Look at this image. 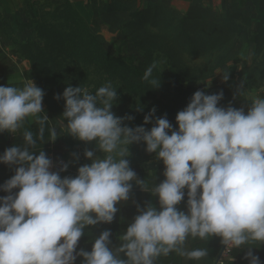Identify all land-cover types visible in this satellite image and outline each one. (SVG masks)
<instances>
[{"label":"clouds","instance_id":"clouds-1","mask_svg":"<svg viewBox=\"0 0 264 264\" xmlns=\"http://www.w3.org/2000/svg\"><path fill=\"white\" fill-rule=\"evenodd\" d=\"M155 68V63L149 66L143 79L157 87ZM43 97V90L29 80L23 87L0 86V133L20 132L24 141L0 154V164L15 167V174L0 185L8 193L0 197V264H75L78 257L81 264H156L172 253L199 261L208 256L207 249H189L186 242L213 236L231 249L247 246L244 259L261 264L252 248L264 243V98L253 100L245 114L242 108L218 107L222 91H196L176 115L178 130L166 116L146 130L124 125L134 117L111 111L117 99L111 82L95 94L68 86L62 97H55L65 101L64 127L80 141H94L104 155L94 158L86 150L91 163L80 166L75 177L61 178L68 164L51 171L46 153L35 154L46 125L49 141L58 136L56 126L41 115ZM155 111L144 117V124ZM28 117H38L35 137L24 128ZM141 142L165 166V179L151 188L126 159L129 145ZM132 181L158 197L159 210L150 203L137 205L138 215L119 236L118 247H110L111 232L105 230L91 251H77L86 227L113 222L116 205L129 199ZM185 188L187 212L177 207Z\"/></svg>","mask_w":264,"mask_h":264},{"label":"rangeland","instance_id":"rangeland-1","mask_svg":"<svg viewBox=\"0 0 264 264\" xmlns=\"http://www.w3.org/2000/svg\"><path fill=\"white\" fill-rule=\"evenodd\" d=\"M9 1L13 9L8 8ZM9 1L0 0V36L4 39L0 49L15 66L0 86L29 80L43 90L41 115L51 116L63 129L70 165L90 164L84 156L86 150L93 151L94 158L104 154L94 141L83 142L68 134V121L62 118L65 101L55 98L62 97L68 86L95 94L111 82L117 91L111 111L117 117H134L125 119L124 125L150 130L156 118L166 116L173 130H178L176 115L196 91L208 95L222 91L218 107L242 108L247 114L264 79V41L261 54L251 55L245 43V47L236 46V37L225 38L230 30L240 36L241 27L235 24L190 25L182 16H168L165 9L154 12L132 3H98L99 12L115 13L105 18L98 15L93 22L83 18L84 25L76 23L69 0ZM119 11L122 17L117 16ZM153 63L157 87L143 79ZM232 68L237 71L229 77ZM153 108L151 122L144 124ZM128 150L126 159L133 170L163 163L155 153L146 151L143 142L129 145Z\"/></svg>","mask_w":264,"mask_h":264},{"label":"crops","instance_id":"crops-1","mask_svg":"<svg viewBox=\"0 0 264 264\" xmlns=\"http://www.w3.org/2000/svg\"><path fill=\"white\" fill-rule=\"evenodd\" d=\"M7 3L9 0H6ZM71 7L75 9L79 15L85 19V21L93 22L99 15L105 18L108 15H113L115 12L98 11V3L102 5L111 3L121 5L123 3H132L136 7H140L146 10H155V8L167 9L178 16H182L185 20L190 22L201 21L205 23H230L237 24L241 27L240 36L237 35L238 47L250 48L252 50L251 55L261 54L260 48L264 41V0H69ZM10 3V1H9ZM9 9H13L11 3L9 4ZM97 9V13H95ZM118 13V17H122V12ZM249 14L257 15L255 17H249ZM116 15V14H115ZM244 41V42H243ZM4 42L2 36H0V43ZM245 43V46L243 45ZM247 44V45H246ZM1 46V44H0ZM258 50V51H255ZM0 49V60L9 57L8 55L2 54ZM235 67V65H234ZM236 69L232 72V77L236 74ZM10 72V71H9ZM229 77H231V71L228 70ZM9 74V73H8ZM7 74V75H8ZM6 77V76H4ZM2 77L0 81L3 80ZM261 85L257 89L255 99L258 98V93H264V79L259 82ZM7 86V85H6ZM31 121H37L36 118L29 117ZM65 152H67L68 168L66 171L60 172L61 178L64 177H75L78 174L77 170H72L68 163L69 149L70 147H64ZM53 162V166L54 165ZM80 167V166H76ZM162 163H157L154 166L146 167L145 169H139L134 171L147 170L151 168H160ZM59 166L54 171H60ZM69 174L67 175V173ZM133 184V181L130 182ZM14 191H18L14 190ZM8 193L0 191V197L6 196ZM133 205V186L129 194V199L127 201L119 202L116 207L118 209L114 220L110 224L100 223L95 226H88L84 229V235L78 242L77 251L84 249L85 251H91L94 240L99 237V235L105 231L110 230L111 245L110 247H117L119 244L118 231L121 226H125V231L129 224L133 221L132 217L128 215V209ZM225 247V251L221 255L222 262H232L233 264H248V261L244 259L246 252L248 251L247 246L241 247L239 249H232ZM221 251V250H220ZM254 255L259 256L261 264H264V243H261L252 248ZM220 253V252H219Z\"/></svg>","mask_w":264,"mask_h":264},{"label":"trees","instance_id":"trees-1","mask_svg":"<svg viewBox=\"0 0 264 264\" xmlns=\"http://www.w3.org/2000/svg\"><path fill=\"white\" fill-rule=\"evenodd\" d=\"M160 9L163 8H155V11H161ZM72 11L70 12L72 15L75 16L76 18V23H82L84 24L83 18L79 15V13L75 10V9H71ZM167 10V9H165ZM153 11V10H151ZM168 11V16L175 14L169 10ZM177 15V14H176ZM74 22V20H73ZM185 22H187L190 25H194V24H212V23H205V22H201V21H194V22H190L188 20H186ZM229 26L234 25V24H230V23H226ZM223 24V23H222ZM85 25V24H84ZM237 25V24H235ZM84 27V26H83ZM238 27L240 28V26L238 25ZM231 29H233V27H231ZM237 36L236 33L233 34V30H230V34L225 37V38H232L234 39ZM236 62V61H235ZM15 66V63L13 62V60L9 57H5L3 59L0 60V79L4 76H7V74L9 73V71H11L13 69V67ZM236 68H232L230 69L231 71V77H232V72H234ZM23 77L26 79H29V76L27 75V73L23 74ZM26 83V81H18V82H9L7 85L9 86H15V87H23L24 84ZM172 90H174L173 88H171ZM258 98H264V93H258L257 94ZM49 120V124L50 125H54L56 126V131H57V139L52 142L49 141L48 139V126H45V138L44 141H37V148H36V155L39 154V151H44L46 153V155L48 156V158H50L52 160V162H56V163H60V162H64L67 161V152H65L64 147H69L68 141L66 140V137L64 136V131L63 129L54 121V119L49 116L47 117ZM24 128H27L28 130L33 132L34 137L38 134V123L37 121H31L30 118H26L25 123H24ZM23 131V129H21V132ZM23 138L21 136V133L18 132L15 135L8 133V132H2L0 133V154H3V152L16 145V146H23ZM31 150V149H30ZM64 164H66L64 162ZM58 164L56 166H53L51 171H54L57 168ZM62 167V166H59ZM72 170H77L78 171V167L76 166H71L70 167ZM165 171V166L162 163V167L160 168H151V169H147V170H141V171H135L137 174V178L140 180H145L149 186V188L152 187L153 184H160L164 179L165 176L163 175ZM15 174V167L12 166H8V165H4V164H0V185L4 184L8 179H10L13 175ZM69 174V172L67 173V175ZM133 205L132 207H130L128 209V215L130 217H132V220L134 219V217L136 215H138L137 212V205H139L141 208L146 207L149 203L156 207L157 210H159V200L158 197H154L152 196L149 192H145L143 191L138 185H136L135 181H133ZM185 197L184 200L177 206L179 210L181 211H185L187 212V189L185 188ZM5 193V192H4ZM125 231V226H121L119 228L118 231V235H122ZM120 245V242L118 244V246ZM223 243L220 237L217 236H213L211 238H209L206 241H201L199 239H192L189 238L188 241L186 242V247L191 249V248H196V247H204L207 249L208 251V256L202 260L199 261H195V260H188L184 257H180L175 253L170 254L167 257L161 256L157 259L156 264H214L220 250L223 247ZM117 246V247H118ZM230 252H232V249L230 250ZM121 258H126L123 256V254H121ZM82 262V257H78L75 264H81ZM222 264H233L232 262H226V263H222Z\"/></svg>","mask_w":264,"mask_h":264},{"label":"water","instance_id":"water-1","mask_svg":"<svg viewBox=\"0 0 264 264\" xmlns=\"http://www.w3.org/2000/svg\"><path fill=\"white\" fill-rule=\"evenodd\" d=\"M225 247L226 245L224 244L214 264H217V262L219 261L222 253L225 251Z\"/></svg>","mask_w":264,"mask_h":264},{"label":"built area","instance_id":"built-area-1","mask_svg":"<svg viewBox=\"0 0 264 264\" xmlns=\"http://www.w3.org/2000/svg\"><path fill=\"white\" fill-rule=\"evenodd\" d=\"M58 164V166H62L63 164H64V162H60V163H54V165H57ZM62 242V241H61ZM223 262H222V260H221V257H220V259H219V261L217 262V264H222Z\"/></svg>","mask_w":264,"mask_h":264}]
</instances>
